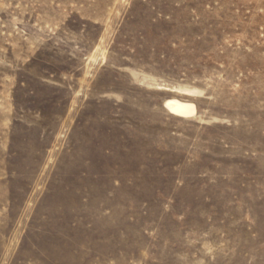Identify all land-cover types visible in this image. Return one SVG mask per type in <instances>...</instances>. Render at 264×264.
<instances>
[{
  "label": "rangeland",
  "instance_id": "1",
  "mask_svg": "<svg viewBox=\"0 0 264 264\" xmlns=\"http://www.w3.org/2000/svg\"><path fill=\"white\" fill-rule=\"evenodd\" d=\"M0 264H264V0H0Z\"/></svg>",
  "mask_w": 264,
  "mask_h": 264
},
{
  "label": "bare ground",
  "instance_id": "2",
  "mask_svg": "<svg viewBox=\"0 0 264 264\" xmlns=\"http://www.w3.org/2000/svg\"><path fill=\"white\" fill-rule=\"evenodd\" d=\"M171 115L188 119L195 115V107L192 104L182 103L177 100L166 101L163 106Z\"/></svg>",
  "mask_w": 264,
  "mask_h": 264
}]
</instances>
